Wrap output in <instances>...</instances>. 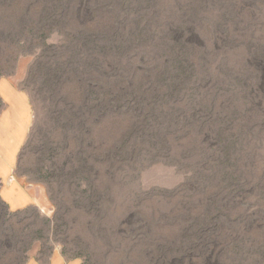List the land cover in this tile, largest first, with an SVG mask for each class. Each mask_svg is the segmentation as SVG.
<instances>
[{
	"label": "rangeland",
	"instance_id": "1",
	"mask_svg": "<svg viewBox=\"0 0 264 264\" xmlns=\"http://www.w3.org/2000/svg\"><path fill=\"white\" fill-rule=\"evenodd\" d=\"M3 78L38 201L0 264H264V0H0Z\"/></svg>",
	"mask_w": 264,
	"mask_h": 264
},
{
	"label": "bare ground",
	"instance_id": "2",
	"mask_svg": "<svg viewBox=\"0 0 264 264\" xmlns=\"http://www.w3.org/2000/svg\"><path fill=\"white\" fill-rule=\"evenodd\" d=\"M0 99L4 109L0 113V199L6 202L17 178L16 167L21 150L29 135L33 108L29 96L11 79H0ZM34 207L38 191L30 187ZM48 264H81L67 259L61 251H53L47 258Z\"/></svg>",
	"mask_w": 264,
	"mask_h": 264
},
{
	"label": "crops",
	"instance_id": "3",
	"mask_svg": "<svg viewBox=\"0 0 264 264\" xmlns=\"http://www.w3.org/2000/svg\"><path fill=\"white\" fill-rule=\"evenodd\" d=\"M5 205L10 212H20L34 206L30 186H27L18 176L7 197ZM25 264H48L47 258L41 259L36 252L32 253Z\"/></svg>",
	"mask_w": 264,
	"mask_h": 264
}]
</instances>
